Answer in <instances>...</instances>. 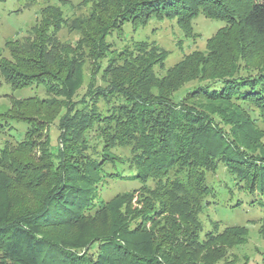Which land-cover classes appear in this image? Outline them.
Here are the masks:
<instances>
[{"label":"trees","instance_id":"16d2710c","mask_svg":"<svg viewBox=\"0 0 264 264\" xmlns=\"http://www.w3.org/2000/svg\"><path fill=\"white\" fill-rule=\"evenodd\" d=\"M26 1L32 6L36 0ZM86 3L92 4L88 16L77 19L64 17L55 6L43 8L31 35L9 42L11 57L0 60V74L12 89L42 87L47 94L14 99L0 113V131L11 121L28 126L24 140H6L0 148V264H210L214 243L246 231L235 226L220 233L214 223L203 234L199 215L214 195L208 173L220 164L236 190L248 192L264 231V154L251 139L260 132L253 108L264 119V0ZM201 15L225 24L208 40L213 55L205 62L223 65L215 46L231 35L242 46L249 34L259 50L245 57L242 48L239 60L248 65L221 74L215 69L208 78L201 61L202 70L191 72L192 78L202 74L200 83L186 96L175 93L191 80L178 73L190 57L159 79L155 70L165 65L167 50L148 41L119 50L109 41L115 34L125 38L124 25L138 30L151 20H176L191 31ZM64 29L78 38L61 41ZM105 60L107 87L75 102L86 61L94 67ZM198 100L235 110H209ZM57 120L59 144L45 135L40 141L48 133L44 123ZM118 149L130 156L117 154ZM108 180L135 181L140 187L112 200L97 198ZM34 190L35 202L28 197ZM129 196H138L137 207H125Z\"/></svg>","mask_w":264,"mask_h":264},{"label":"rangeland","instance_id":"374dc122","mask_svg":"<svg viewBox=\"0 0 264 264\" xmlns=\"http://www.w3.org/2000/svg\"><path fill=\"white\" fill-rule=\"evenodd\" d=\"M83 2L84 0H36L34 5L27 6L26 0H0V60L10 59L11 54L7 47L9 42L23 41L31 35L32 28L41 21L40 13L43 8L55 6L62 11L64 17H73L76 19L85 18L88 16L92 4L86 3L82 5ZM223 27H225L223 22L211 20L202 15L193 21V28L191 31L180 28L176 20H151L149 24L138 30H134L130 24L124 25L123 33L125 38L123 39L119 37L118 34H115L113 37L109 38V41L119 50L127 45L131 46L135 42L140 41H148L167 50L169 52L168 60L165 62L163 68L157 67L155 70V74L159 79H163L167 71L181 62L185 57H190L191 60H189L188 64L182 67L178 73H182L183 76L185 75V79L191 80L187 81L175 93V96L178 97L186 96L188 91L200 83L202 74L194 75L196 78H192L191 74L195 73L196 68L197 72L202 70L201 61L205 64V70L208 71L205 72L207 74L203 77L208 78L209 75H211L210 72L215 69H218V74H221L225 68H229L230 66L234 68V66L238 64L248 65L249 63L247 61L239 60V52L242 48L245 50V57H254L256 55L259 48L255 43L254 37L252 38L246 33V44L239 46L231 35L224 37L225 39L219 40L217 42L219 45L217 44L215 46V48H217L216 51L219 52V56L223 60V65L215 59H213L212 62H208L207 60L205 62L204 59H208L213 55L210 53V49H213V47H208V40L213 38ZM59 38L63 42H74L78 38V33L69 32L64 29L59 33ZM235 58L239 61L231 65L230 61H233ZM107 64L108 61L105 60L102 63H97L96 66L93 67L89 61H86L84 66V83L74 99L75 102L82 100L84 97L88 100L90 98L89 94H93L96 89H104L107 87L103 75L104 67ZM46 96V91L42 87L14 90L4 81V78L0 74V113H4L11 108L14 99H27L32 97L45 98ZM196 103L217 112H220V109L223 107L229 110L230 113L235 110L234 107H225L224 105H220V103L213 104L202 100H198ZM100 107L101 110H106L105 104H101ZM251 113L257 129L260 131L251 135L253 147L256 148L259 153L264 154V119L260 117V112L257 109L253 108ZM63 114L64 112L61 115ZM226 114L227 112H224L222 115ZM58 123V120L54 123H44L48 133L44 132L40 141H44L45 136H48L53 145H58ZM27 127L25 123L9 122L8 126H5L3 131H0V148L6 140L12 143L24 140V133ZM116 153L125 158L130 156L129 150L118 149ZM31 155L35 158L39 157V150H32ZM118 170L123 171L124 167L119 166ZM208 183L213 187L214 195L209 198L207 208L199 215L200 222L203 226V234L213 230L214 223L218 224V231L220 233L227 227L242 226L246 228L243 235L239 236V234H237L233 238L232 236H228L222 239L221 242L214 243V245L209 248L210 251L208 250V254L211 257L208 256L209 263L264 264V231L262 223L259 222L261 214L251 207L249 203L250 199L245 197V194H248V192L236 190L237 188L233 186L232 177L221 164L218 166L217 171L208 173ZM139 187L140 184L135 181L108 180L107 183L100 187V191H98L95 196H97V198L100 196L106 200H112L116 196L130 193ZM19 190L25 197L26 193L20 186ZM34 193H36V190L31 192L32 195L28 193V197L33 196L34 198L32 200L35 202L37 193L36 196ZM137 199L138 196H129L127 199L129 203L127 202L125 207L127 209H129V207L130 209L137 207ZM95 201L98 200L96 199ZM134 222L135 221L131 219V227H133Z\"/></svg>","mask_w":264,"mask_h":264}]
</instances>
